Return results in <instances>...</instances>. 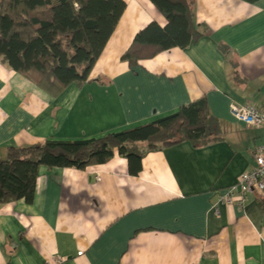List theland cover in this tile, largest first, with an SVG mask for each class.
Returning a JSON list of instances; mask_svg holds the SVG:
<instances>
[{
    "label": "crops",
    "instance_id": "crops-1",
    "mask_svg": "<svg viewBox=\"0 0 264 264\" xmlns=\"http://www.w3.org/2000/svg\"><path fill=\"white\" fill-rule=\"evenodd\" d=\"M124 1L83 83L48 92L0 62V158L141 126L202 97L220 137L159 150L138 143L137 174L117 151L83 170L40 167L31 204H0V264H264V195L219 202L264 144V126L231 113L232 103L264 112V0H194L203 35L134 67L122 56L135 36L167 21L150 0Z\"/></svg>",
    "mask_w": 264,
    "mask_h": 264
},
{
    "label": "trees",
    "instance_id": "trees-1",
    "mask_svg": "<svg viewBox=\"0 0 264 264\" xmlns=\"http://www.w3.org/2000/svg\"><path fill=\"white\" fill-rule=\"evenodd\" d=\"M164 16L140 31L122 56L131 67L171 48H187L203 34L195 28L194 0H150ZM124 0H0V62L48 92L85 82L118 25ZM220 124L204 97L156 121L99 138L11 147L0 158V204H31L39 169L77 168L108 162L117 151L137 174L148 149L190 142L204 146L219 139ZM136 163V164H135Z\"/></svg>",
    "mask_w": 264,
    "mask_h": 264
},
{
    "label": "built area",
    "instance_id": "built-area-1",
    "mask_svg": "<svg viewBox=\"0 0 264 264\" xmlns=\"http://www.w3.org/2000/svg\"><path fill=\"white\" fill-rule=\"evenodd\" d=\"M231 113L247 127L264 126V112L255 105L232 103ZM253 156L254 166L243 173L238 183L230 187L225 195L219 197V202L233 204L238 200L240 204H244L250 193L257 192L264 195V144L254 149Z\"/></svg>",
    "mask_w": 264,
    "mask_h": 264
}]
</instances>
